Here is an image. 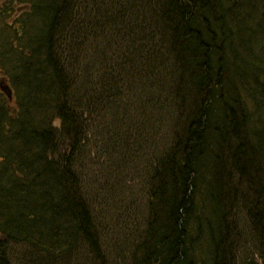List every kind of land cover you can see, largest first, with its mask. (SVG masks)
<instances>
[{"label": "trees", "instance_id": "1", "mask_svg": "<svg viewBox=\"0 0 264 264\" xmlns=\"http://www.w3.org/2000/svg\"><path fill=\"white\" fill-rule=\"evenodd\" d=\"M0 77V264H264V0H0ZM146 144V220L96 213Z\"/></svg>", "mask_w": 264, "mask_h": 264}, {"label": "rangeland", "instance_id": "2", "mask_svg": "<svg viewBox=\"0 0 264 264\" xmlns=\"http://www.w3.org/2000/svg\"><path fill=\"white\" fill-rule=\"evenodd\" d=\"M16 7V6H15ZM15 10H17L15 8ZM22 10H19L21 12ZM16 12V11H15ZM17 12V14L19 13ZM252 90V87L250 88V92ZM261 96L257 95L255 98V102L253 103L252 107L255 105H259L261 102ZM263 105V103H261ZM251 107V108H252ZM159 134L155 135V138H158ZM151 145L146 144L144 146L142 153L139 154V157L141 159H138L136 157V160L133 162L130 161V159L127 158V156L123 157L122 154H119L117 151V154L114 155L112 158V161L107 162V166L104 164L105 158H100L97 155H94V150L91 151L92 159H95V162L91 163V159L85 161L84 167H83V187L85 188V191L91 196L98 197L101 199L100 201L104 200L106 202H95L94 208L95 212L99 213H110L108 211H111L114 207L111 205L115 204L117 200H120V205L124 206V208L129 207L130 212L126 214V217L123 216L120 219L123 220V223L126 224V222H129V225L132 226V223L136 221H140L141 218L144 220V202L146 201L147 197L145 194L146 186L145 183L146 180V170L147 166L145 165L144 157L142 158L143 154L146 155V151H151L149 149ZM91 148V147H90ZM116 153V152H114ZM129 154V153H128ZM127 154V155H128ZM152 155V154H151ZM149 156V158H148ZM147 158L148 164H150V159L153 157L148 155L145 156ZM145 158V159H146ZM136 161V163H135ZM85 165H87L85 167ZM146 166V167H145ZM145 168V171L143 172V169ZM108 175L109 180L106 184H104L103 181H105V177ZM112 183V184H111ZM118 188V191L113 194V191H116ZM117 193H121L120 196L117 195ZM104 198L102 199V197ZM117 205V203H116ZM119 205V204H118ZM126 211L127 209H123ZM142 212V214H141ZM105 213V214H106ZM111 214V213H110ZM146 220V219H145ZM114 240H109L108 247L112 244L114 245Z\"/></svg>", "mask_w": 264, "mask_h": 264}, {"label": "water", "instance_id": "3", "mask_svg": "<svg viewBox=\"0 0 264 264\" xmlns=\"http://www.w3.org/2000/svg\"><path fill=\"white\" fill-rule=\"evenodd\" d=\"M3 91H5L7 94H8V96H9V98L11 97V93H10V91H9V89L8 88H1Z\"/></svg>", "mask_w": 264, "mask_h": 264}]
</instances>
